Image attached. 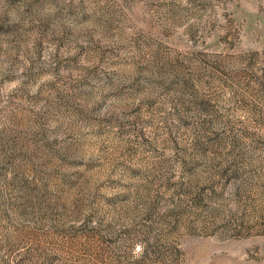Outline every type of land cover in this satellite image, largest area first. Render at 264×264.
Returning <instances> with one entry per match:
<instances>
[{"label": "rangeland", "instance_id": "374dc122", "mask_svg": "<svg viewBox=\"0 0 264 264\" xmlns=\"http://www.w3.org/2000/svg\"><path fill=\"white\" fill-rule=\"evenodd\" d=\"M0 264H264V0H0Z\"/></svg>", "mask_w": 264, "mask_h": 264}]
</instances>
